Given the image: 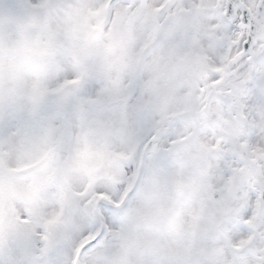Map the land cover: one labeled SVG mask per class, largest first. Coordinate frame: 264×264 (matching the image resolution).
<instances>
[{"label":"snow or ice","instance_id":"obj_1","mask_svg":"<svg viewBox=\"0 0 264 264\" xmlns=\"http://www.w3.org/2000/svg\"><path fill=\"white\" fill-rule=\"evenodd\" d=\"M0 264H264V0H0Z\"/></svg>","mask_w":264,"mask_h":264}]
</instances>
